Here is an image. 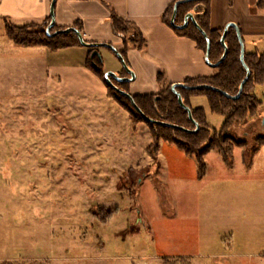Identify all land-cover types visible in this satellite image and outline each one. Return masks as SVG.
<instances>
[{"label": "rangeland", "instance_id": "374dc122", "mask_svg": "<svg viewBox=\"0 0 264 264\" xmlns=\"http://www.w3.org/2000/svg\"><path fill=\"white\" fill-rule=\"evenodd\" d=\"M35 69L25 56L0 61V264H264V146L250 154L264 136L263 107L233 127L249 141L245 160L235 149L234 174L252 167L261 191L256 201L229 204L225 191L213 196L206 183L175 176L184 162L164 153L174 144L164 143L158 160L149 153L150 125L133 119L105 82L103 96L51 101ZM256 93L264 100V85ZM191 104L222 128L207 96ZM205 158L214 189L223 163L216 151ZM100 208L117 212L103 223Z\"/></svg>", "mask_w": 264, "mask_h": 264}, {"label": "crops", "instance_id": "0c3cea01", "mask_svg": "<svg viewBox=\"0 0 264 264\" xmlns=\"http://www.w3.org/2000/svg\"><path fill=\"white\" fill-rule=\"evenodd\" d=\"M103 1L114 8L119 16L134 22L146 38L144 51L133 47L127 50L128 65L135 73L134 80L126 82L132 95L158 94L162 88L159 76H163L166 85L173 86L185 83L189 78L209 77L214 74L215 67L206 61L204 50L199 48L192 38L179 35L164 20L170 5L181 0ZM103 1L57 0L56 25L73 27L76 22H82L86 41L111 44L122 52L123 37L114 32L110 20L112 12ZM51 4L52 0H0V61L17 65L24 56L34 61L36 69L33 74L39 77L37 81L42 84L45 95L51 101H55V97L103 96L107 93L104 81L86 64L88 47L73 46L57 51H52L46 46L23 47L16 45L6 35L7 24L23 26L42 23L51 16ZM210 9L209 24L212 29H225L228 25L235 24L242 34L247 52H264V0H211ZM193 13L196 14L195 11ZM100 48L97 49L106 64L105 71L112 70L119 76H130L128 73L122 74L123 64L112 49L105 47L107 50L102 52ZM198 106L201 105H196ZM164 143L174 144L176 147H169L164 152L167 158L175 156L184 162L176 165L179 171L175 176H190L193 180L198 179L206 183L205 189L212 190L213 196L220 194L222 190L225 191L222 195L229 204L232 200L238 204L246 199L257 200V190L261 191L262 179L257 178V175L249 178L251 175L248 172L252 167L248 171L244 170L243 176L239 178L234 174L235 166L228 168L218 152L221 157L219 163H223V166L222 170L218 169V180H214L215 187L212 189L209 164L206 175L200 178L197 159L185 153L175 143L162 141L159 157ZM242 154L245 160L244 150ZM187 159H191V162ZM187 165L190 166V171H187ZM221 172H224L223 175H219ZM236 209L241 213L244 208L238 206ZM229 212H232L231 208L225 207L223 213L227 215ZM245 214L243 212V215Z\"/></svg>", "mask_w": 264, "mask_h": 264}, {"label": "trees", "instance_id": "16d2710c", "mask_svg": "<svg viewBox=\"0 0 264 264\" xmlns=\"http://www.w3.org/2000/svg\"><path fill=\"white\" fill-rule=\"evenodd\" d=\"M210 2L211 0H184L179 4L175 23L178 25L183 24L185 16L195 11L197 22L207 32L211 40V49L209 53L210 61L212 63H217L225 51L221 43L224 29L215 30L211 28L209 24L211 12ZM103 3L110 8L112 12L110 20L114 32L123 37L124 50L121 53L128 63L127 50L133 47L144 51L146 48V38L141 29L134 22L119 16L114 8L104 1ZM175 4L176 3L170 5L164 15V20L167 24L172 26L179 35L192 38L197 43V46L206 53L207 39L193 22H190L185 28L172 25L171 19ZM197 6H199V8L195 10ZM51 19L50 16L40 24H26L23 26L7 24L6 35L16 45L23 47L46 46L52 51H57L67 47L83 46L78 35L73 31L69 33H60L56 36H49L46 29ZM73 27H76L84 34L82 22H76ZM66 28L68 27L55 25L51 32ZM226 43L229 49L227 57L221 64L214 68V74L209 77L189 78L185 81V84L188 86L208 84L220 88L231 95L238 94L240 85L247 75V71L240 59L241 44L235 28L231 27L229 29ZM88 50L89 53L86 64L106 83L109 94L114 96L117 101L130 112L133 119L138 117L150 125L153 141L148 145L147 150L149 153L151 151L154 152L157 160L162 141L175 143L185 153L197 159L199 167L198 174L200 178H203L208 168L205 156L209 152H219L224 162L230 168L234 165L236 147H243L244 156H247L249 141L245 138L238 137V135L233 132V127L235 125L243 126L248 124L251 120L260 115L262 107L264 108V100L259 99L256 93L257 86L264 85V52H245V61L250 67L251 76L246 82L244 91L238 99H232L225 96L223 93L207 88L195 90L186 87L178 88L183 96L184 102L192 108L193 116L201 126L198 132L190 133L163 124L152 123L142 116L128 97L115 90L106 81L104 62L99 55L100 52L98 49L88 47ZM122 74H127L125 68H123ZM159 80L162 84V88L158 94L133 95L138 106L145 115L151 119L195 129L196 126L189 118L187 110L180 105L177 95L173 92L172 84L166 85L163 81V76H159ZM113 81L121 89L129 92L126 82H118L114 79ZM195 95L207 96L211 110L224 117V123L220 130L214 129L208 124L207 113L203 107L194 108L191 106L190 99ZM262 146H264V136L257 134L253 139V144L251 145L252 151L250 154H254ZM116 212L117 208L111 209L105 216L101 214L100 208V211H97L95 216L103 223H106Z\"/></svg>", "mask_w": 264, "mask_h": 264}, {"label": "water", "instance_id": "95a60500", "mask_svg": "<svg viewBox=\"0 0 264 264\" xmlns=\"http://www.w3.org/2000/svg\"><path fill=\"white\" fill-rule=\"evenodd\" d=\"M184 0H181L179 2H177L174 6V13H173V16H172V19H171V22H172V25L173 26H176V27H179V28H185L188 23H189V20H191L192 22H194V24L198 27V29L202 32V34L206 37L207 39V52H206V61L208 62V64H210L212 67H217L219 64H221L225 58L227 57V54H228V45L226 43V37H227V34H228V31H229V28L230 27H234L236 30H237V35H238V38H239V41H240V44H241V55H240V59H241V62L242 64L244 65V67L246 68V71H247V75L246 77L243 79L241 85H240V89H239V92L238 94L236 95H231L229 94L228 92H225L223 91L222 89L220 88H217V87H214V86H211V85H208V84H202V85H197V86H188L187 84L185 83H178V84H174L172 86V90L173 92L177 95L178 97V100H179V103L180 105L185 109L187 110L188 114H189V118L191 119V121L195 124L196 128L195 129H189V128H186L184 126H180V125H177V124H172V123H169V122H164V121H159V120H155V119H151L149 117H147L145 115V113L142 111V109L138 106L134 96L121 89L118 85H116V83L113 81L116 80L118 82H129V81H132L134 80L135 78V73L134 71L130 68V66L128 65V63L126 62L124 56L122 55V53L120 51H118L113 45L111 44H102V43H94V42H88L86 41L85 37H84V34L79 30L77 29L76 27H68L66 29H62V30H58V31H55V32H51V29L56 25V18H55V7H56V3H57V0H52V4H51V22L49 24V26L47 27V34L49 36H56L60 33H69L71 31L75 32L79 39H80V42L83 46H86V47H93V48H99V47H102V46H105V47H108L110 49H112L118 56V58L121 60L122 64H123V67L125 68V70L127 71V73L130 75V76H119L117 73L115 72H112V71H109V72H106L105 74V78L107 80V82L109 83V85H111L115 90H117L118 92H120L121 94L125 95L126 97H128L133 106L142 114V116H144L147 120H149L150 122L152 123H157V124H163V125H166L168 127H173V128H177V129H180L182 131H186V132H190V133H196L200 130L201 126L199 124V122L194 118L193 116V112H192V108L190 106H188L185 102H184V99H183V96L181 94V92L178 90L179 87H186V88H190V89H201V88H207V89H212V90H215V91H218L220 93H223L225 96L227 97H230L232 99H238L241 94L243 93L244 91V86L246 84V82L249 80L250 76H251V70H250V67L247 65L246 61H245V52H246V48H245V42H244V39L242 37V34L240 32V30L238 29V27L235 25V24H230L228 25L225 29H224V33L221 37V43L225 49L224 51V54L223 56L221 57V59L217 62V63H212L210 61V58H209V53H210V49H211V40H210V37L209 35L207 34V32L199 25V23L197 22L196 20V16L193 12H190L186 15L185 17V22L184 24L182 25H178L175 23V20H176V15H177V12H178V7H179V4L181 2H183ZM199 8V6H197L195 8V10H197ZM96 53V52H95ZM100 57L101 54L99 53Z\"/></svg>", "mask_w": 264, "mask_h": 264}, {"label": "flooded vegetation", "instance_id": "af4514ba", "mask_svg": "<svg viewBox=\"0 0 264 264\" xmlns=\"http://www.w3.org/2000/svg\"><path fill=\"white\" fill-rule=\"evenodd\" d=\"M177 13H178V12H177ZM185 17H186V16H185ZM184 22H185V18H184ZM184 22H183V24H184ZM190 22H192V21L189 20V23H190ZM189 23H188V24H189ZM193 23H194V22H193ZM181 25H182V24H181ZM48 26H49V25H48ZM46 30H47V29H46ZM51 30H52V29H51Z\"/></svg>", "mask_w": 264, "mask_h": 264}]
</instances>
